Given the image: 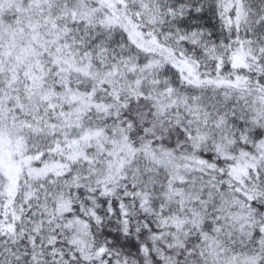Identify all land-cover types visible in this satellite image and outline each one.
<instances>
[{
    "label": "snow or ice",
    "instance_id": "snow-or-ice-1",
    "mask_svg": "<svg viewBox=\"0 0 264 264\" xmlns=\"http://www.w3.org/2000/svg\"><path fill=\"white\" fill-rule=\"evenodd\" d=\"M0 264H264V0H0Z\"/></svg>",
    "mask_w": 264,
    "mask_h": 264
}]
</instances>
